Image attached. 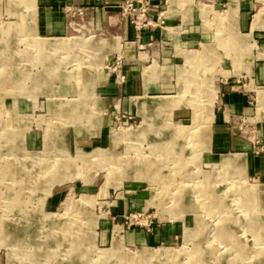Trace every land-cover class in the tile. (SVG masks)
Returning a JSON list of instances; mask_svg holds the SVG:
<instances>
[{"label": "rangeland", "instance_id": "374dc122", "mask_svg": "<svg viewBox=\"0 0 264 264\" xmlns=\"http://www.w3.org/2000/svg\"><path fill=\"white\" fill-rule=\"evenodd\" d=\"M162 1L0 0V264H264V0Z\"/></svg>", "mask_w": 264, "mask_h": 264}, {"label": "crops", "instance_id": "0c3cea01", "mask_svg": "<svg viewBox=\"0 0 264 264\" xmlns=\"http://www.w3.org/2000/svg\"><path fill=\"white\" fill-rule=\"evenodd\" d=\"M120 0H40V4L45 7L44 10L47 9L49 5H53L55 7L63 6V5H73V6H84L81 8H76L84 10L87 15H94V14H100L102 16L108 15V14H113L115 13V5L118 4ZM158 2H163L162 0H156ZM166 21L169 24H173L176 21H181L183 18H187L189 15H183V12L178 9L172 8L167 11L166 15ZM193 21L196 20L197 13L196 10L193 12ZM109 18H112L111 16ZM193 25V24H192ZM168 33L165 34V32H161L159 30H156L155 33L162 35L165 37V35L169 34L170 32L173 34L172 31H175V27H165ZM163 31V30H162ZM129 37L130 35L132 36V33L129 32ZM127 33V34H128ZM193 32L191 33V36H186V39L190 40H198V35H192ZM176 38V37H175ZM184 38V37H183ZM147 37L142 38L139 42L136 44L140 43H145L147 41ZM133 48H136L135 46ZM137 49V48H136ZM143 54L145 52L140 51L138 54L135 55L133 53L132 55H128V58L125 56V64L123 65V71L126 75V82H125V88L123 91V94L125 95H143V94H162V93H168L172 90V81H173V74L172 70H170V66L168 62L160 61V63L155 62L154 58L152 56L149 57V60L147 59L144 61ZM148 58V57H147ZM189 59V58H188ZM114 92V91H112ZM236 102H241L243 103L242 96L240 95H234ZM169 97H154L152 98L153 100V105L155 102H159L160 100L163 99H168ZM161 107H166V102L161 101ZM160 103V102H159Z\"/></svg>", "mask_w": 264, "mask_h": 264}, {"label": "bare ground", "instance_id": "6f19581e", "mask_svg": "<svg viewBox=\"0 0 264 264\" xmlns=\"http://www.w3.org/2000/svg\"><path fill=\"white\" fill-rule=\"evenodd\" d=\"M27 2H28V7L30 8V6H31V2H33V0H27ZM253 27H255V24H253ZM6 28V27H5ZM5 34V33H4ZM9 34V33H8ZM58 43V44H57ZM65 44V43H64ZM61 45H63V44H61V42L59 43V42H56V44H54L53 46H51V50H56V49H61L62 47H61ZM196 68V67H195ZM191 71V70H190ZM188 73H190V72H188ZM184 75V74H183ZM193 78H195V77H193ZM193 80V79H192ZM194 81V80H193ZM160 102V103H159ZM159 102H155L154 103V106H161V104H162V102L161 101H159ZM159 109V108H158ZM161 110V109H160ZM195 129V128H194ZM206 129V128H205ZM205 129H203L200 133H201V136H202V138H204L205 139V132H206V130ZM177 132H178V130H177ZM189 132V131H188ZM207 134V133H206ZM200 140V139H199ZM202 140V139H201ZM155 151V150H154ZM234 158V157H233ZM157 159V158H156ZM236 159V158H235ZM228 161V160H227ZM148 162V161H147ZM139 164V163H138ZM138 166V165H137ZM164 166V165H163ZM166 166V165H165ZM11 168V167H10ZM12 169V168H11ZM79 169V168H78ZM134 170V169H133ZM136 170V169H135ZM160 170V169H159ZM172 170V169H171ZM12 171V170H11ZM177 171V170H176ZM172 172V171H171ZM136 173V172H135ZM159 173V172H158ZM171 174V173H170ZM11 176H12V174H11ZM166 181V180H165ZM174 181V180H173ZM214 197V196H213ZM213 201H214V199H213ZM253 201V200H252ZM262 203V202H261ZM262 205V204H261ZM190 209V208H189ZM188 209V210H189ZM192 210V209H191ZM258 210V209H257ZM192 213V212H191ZM263 214V213H262ZM264 217V216H263ZM260 218V217H259ZM247 219V218H246ZM253 220V219H252ZM1 223V222H0ZM250 228H252V227H250ZM256 229V228H255ZM249 231V230H248ZM186 232V231H185ZM252 232V231H251ZM189 233V232H188ZM248 233V232H247ZM246 233V234H247ZM253 233V232H252ZM241 235V234H240ZM253 244V243H252ZM201 252H203V251H201ZM233 253V252H232ZM253 253V252H252ZM168 254V253H167ZM234 254V253H233ZM199 255V254H198ZM247 256V255H246ZM250 257V256H249ZM259 259V258H258ZM261 259V258H260ZM241 260V259H240ZM200 263V262H199ZM241 263V262H240ZM243 264V263H242Z\"/></svg>", "mask_w": 264, "mask_h": 264}, {"label": "built area", "instance_id": "2783aa9c", "mask_svg": "<svg viewBox=\"0 0 264 264\" xmlns=\"http://www.w3.org/2000/svg\"><path fill=\"white\" fill-rule=\"evenodd\" d=\"M127 2V4H126V6H129V7H131V5H130V3H128L129 2V0H126ZM138 1H140V0H138ZM134 5V4H133ZM124 6H125V2H124ZM134 9V8H133ZM142 9V8H141ZM143 10V9H142ZM144 11V10H143Z\"/></svg>", "mask_w": 264, "mask_h": 264}]
</instances>
